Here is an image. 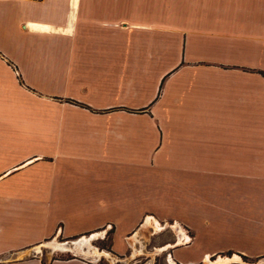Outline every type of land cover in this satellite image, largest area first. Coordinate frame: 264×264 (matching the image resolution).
I'll use <instances>...</instances> for the list:
<instances>
[{
  "label": "crops",
  "instance_id": "1",
  "mask_svg": "<svg viewBox=\"0 0 264 264\" xmlns=\"http://www.w3.org/2000/svg\"><path fill=\"white\" fill-rule=\"evenodd\" d=\"M150 221L176 264L264 259V0H0V264Z\"/></svg>",
  "mask_w": 264,
  "mask_h": 264
},
{
  "label": "rangeland",
  "instance_id": "2",
  "mask_svg": "<svg viewBox=\"0 0 264 264\" xmlns=\"http://www.w3.org/2000/svg\"><path fill=\"white\" fill-rule=\"evenodd\" d=\"M148 220V219H146ZM154 226L150 227L151 230L144 232L142 239L137 242V252H127L126 256L118 257L110 252L111 244V227H107L94 233L86 234L80 237L65 239L60 236L51 238L37 246L30 248V254L32 255H50L54 260H70L76 259L80 261H96V264H176L171 259H167L169 245L186 243L184 238L186 236L181 235V229L174 223H162L161 227L156 222H151ZM144 222L141 223L140 227ZM138 228V229H139ZM129 239H134L133 236ZM83 240L88 242L85 246L79 250L61 249L55 248L52 251L50 244L59 246H72L75 243ZM131 242V240H129ZM190 241V238L187 239ZM50 253V254H49ZM221 258H218V261ZM168 260V261H167ZM227 261V259H222ZM243 260L250 264H264V259H248ZM215 261V262H216ZM212 262V260H210ZM214 263V262H212ZM206 264V261H205Z\"/></svg>",
  "mask_w": 264,
  "mask_h": 264
},
{
  "label": "bare ground",
  "instance_id": "3",
  "mask_svg": "<svg viewBox=\"0 0 264 264\" xmlns=\"http://www.w3.org/2000/svg\"><path fill=\"white\" fill-rule=\"evenodd\" d=\"M148 221L146 220V225L148 224L147 223ZM157 226V225H156ZM156 226H154L152 223H149V227H156ZM88 244V242H83V240H81V241H79V242H77V243H75L74 245H72V246H67V247H64V246H59V245H55V244H50V246L52 247L51 249H52V251L53 250H55V248L57 249V248H61V249H71V250H79V248L81 249L82 248V246H86ZM206 264H223V263H225L226 261L225 260H222V259H219L218 261H216V262H214V263H212V262H210V260L209 259H207L206 258Z\"/></svg>",
  "mask_w": 264,
  "mask_h": 264
},
{
  "label": "built area",
  "instance_id": "4",
  "mask_svg": "<svg viewBox=\"0 0 264 264\" xmlns=\"http://www.w3.org/2000/svg\"><path fill=\"white\" fill-rule=\"evenodd\" d=\"M108 229H110V228L108 227ZM167 259H170V255H168ZM167 261H168V260H167ZM173 264H174V263H173Z\"/></svg>",
  "mask_w": 264,
  "mask_h": 264
}]
</instances>
